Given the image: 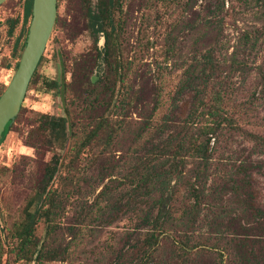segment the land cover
Instances as JSON below:
<instances>
[{
  "label": "trees",
  "instance_id": "1",
  "mask_svg": "<svg viewBox=\"0 0 264 264\" xmlns=\"http://www.w3.org/2000/svg\"><path fill=\"white\" fill-rule=\"evenodd\" d=\"M21 1L20 28L9 53L13 69L30 19L31 0ZM80 1L96 56L106 67L104 73L100 76L75 63L66 85L44 84L47 90L63 87L71 102L81 99L78 112L99 109L101 114L80 134L71 131L65 117L39 115L38 134L49 154L20 221L8 235L15 263L44 264L67 257L68 248L53 240L52 225L72 180L84 178L97 160L100 189L92 208L81 207L77 219L106 225L127 220L125 244L110 264H264V212L257 204L253 178L258 165L250 160L264 158V124H257L253 116L256 104H264V67L248 64L257 41L264 40V0H255L260 26L240 32L225 57H219L217 28L212 25L211 43L203 50H188V58L179 65L183 67L172 94L162 103L152 85L148 107L132 85L129 91L125 87L126 72L117 57L121 0ZM4 22L6 34L12 36L16 20ZM100 36L103 45L98 48ZM165 40L170 41L164 54H178L180 49L169 35L165 34ZM250 72H255L257 82L246 85ZM5 86L0 84V94ZM163 106L165 112L156 118ZM129 110L139 115L140 122L131 133L128 153L120 165H103L123 128L116 120ZM105 112L111 113L104 116ZM10 126H5L0 143ZM235 137L249 147L214 164L219 148L230 146ZM58 150L66 153L65 161ZM84 153L90 157L82 175L76 176L78 158ZM39 223L44 232L37 236ZM4 246L0 235V264H9L3 259Z\"/></svg>",
  "mask_w": 264,
  "mask_h": 264
},
{
  "label": "rangeland",
  "instance_id": "2",
  "mask_svg": "<svg viewBox=\"0 0 264 264\" xmlns=\"http://www.w3.org/2000/svg\"><path fill=\"white\" fill-rule=\"evenodd\" d=\"M94 2L92 0V4ZM119 8L122 31L117 57L126 72L125 87L129 91L132 85L137 95L141 93L147 107L152 85L159 92L162 103L168 99L180 68L183 67L179 65L188 58L186 53L188 50L206 48L214 37V28H217L221 58L230 53L240 32L261 24L258 15L260 9L255 0H121ZM21 9V0H5L0 4L1 85L8 83L14 70L15 62L9 53L20 28ZM6 19L16 20L12 36L6 34ZM214 24L216 26L211 28ZM165 34L169 35L174 47L180 49L175 56L164 54L170 41L166 43ZM102 45L103 38L100 36L96 46L101 48ZM75 63L86 65L91 72L96 71L100 76L106 68L96 56L91 43L82 1L60 0L56 8L55 23L35 68L33 80L27 87L14 121L0 143V235L4 238V249L7 251L3 259L6 257L9 264H23L15 263V257L9 250L12 242L8 235L12 226L20 221L25 202L32 195L49 154V148L38 134L39 115L65 117L72 124L71 131L80 134L89 129L101 114L99 109L78 112L82 107L81 99L71 102L64 88H58L71 80ZM248 64L253 68L264 67V40L257 41ZM246 80V85L254 84L257 82V75L250 72ZM45 81H55L58 87L47 90ZM255 107L254 121L263 125L264 104L257 103ZM142 112L143 110H137V113ZM164 112V106L159 108L156 118ZM110 113L105 112L104 116H109ZM138 116L129 110L117 118L119 120L116 121L122 122L123 128L111 146L107 163L103 165H120L130 148L131 133L139 125ZM248 147L249 144L243 139L235 137L230 146L219 148L214 164L221 158H226V155L237 152L239 148ZM57 152L65 161L66 153L61 150ZM89 157V154L84 153L78 158V172L73 173L74 175H82ZM250 160L258 165L253 173L254 188L257 190V204L264 212V158L253 156ZM100 166V162L96 160L93 167L85 171L84 178L78 182L75 178L72 180L68 195L65 193L66 200L52 225V235H55L53 240L68 248V254L62 261L44 264H110L114 253L125 244L129 224L127 220L106 225L100 221L88 223L77 219L81 207L92 208L94 196L100 189L96 183ZM43 232V225L39 223L36 235H43Z\"/></svg>",
  "mask_w": 264,
  "mask_h": 264
},
{
  "label": "water",
  "instance_id": "3",
  "mask_svg": "<svg viewBox=\"0 0 264 264\" xmlns=\"http://www.w3.org/2000/svg\"><path fill=\"white\" fill-rule=\"evenodd\" d=\"M5 0H0L2 4ZM56 18V0H31L30 19L16 67L0 94V138L11 125L44 51Z\"/></svg>",
  "mask_w": 264,
  "mask_h": 264
},
{
  "label": "flooded vegetation",
  "instance_id": "4",
  "mask_svg": "<svg viewBox=\"0 0 264 264\" xmlns=\"http://www.w3.org/2000/svg\"><path fill=\"white\" fill-rule=\"evenodd\" d=\"M26 93V92H25ZM20 106H21V104H20ZM19 109H20V107H19ZM15 119V118H14ZM14 121V120H13ZM12 124V123H11ZM7 125V124H6ZM5 128V127H4ZM3 141V140H2Z\"/></svg>",
  "mask_w": 264,
  "mask_h": 264
}]
</instances>
